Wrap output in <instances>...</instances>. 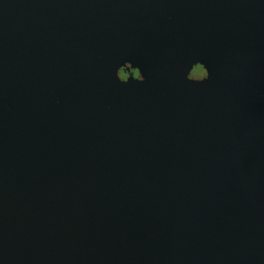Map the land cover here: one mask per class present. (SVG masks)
Returning <instances> with one entry per match:
<instances>
[{
  "label": "water",
  "instance_id": "obj_1",
  "mask_svg": "<svg viewBox=\"0 0 264 264\" xmlns=\"http://www.w3.org/2000/svg\"><path fill=\"white\" fill-rule=\"evenodd\" d=\"M0 264H264V0H0Z\"/></svg>",
  "mask_w": 264,
  "mask_h": 264
},
{
  "label": "flooded vegetation",
  "instance_id": "obj_2",
  "mask_svg": "<svg viewBox=\"0 0 264 264\" xmlns=\"http://www.w3.org/2000/svg\"><path fill=\"white\" fill-rule=\"evenodd\" d=\"M119 76L122 80H127L130 76H134L135 78L139 77L137 71H132L129 69V66L124 67L120 70ZM206 76V72L200 65L194 67L193 71L191 72L190 78L193 80H202Z\"/></svg>",
  "mask_w": 264,
  "mask_h": 264
}]
</instances>
